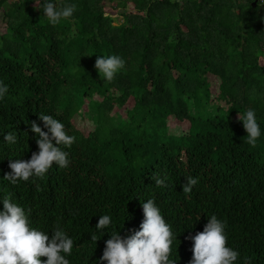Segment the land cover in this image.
<instances>
[{
    "label": "trees",
    "instance_id": "trees-1",
    "mask_svg": "<svg viewBox=\"0 0 264 264\" xmlns=\"http://www.w3.org/2000/svg\"><path fill=\"white\" fill-rule=\"evenodd\" d=\"M106 1L67 0L77 5L73 17L51 26L35 0L9 9L8 0H0L7 19L0 80L9 86L0 101V133L17 135L14 145L0 135V197L10 195L31 226L50 238L61 227L74 241L70 264H98L111 238L97 232L96 244L91 241L100 215H110L127 238L140 229L148 199L171 225L170 259L177 264H190V237L203 232L212 215L226 221L228 246L239 252L236 264H264L260 0H109L111 8ZM118 8L124 21L115 24ZM113 54L125 66L113 81L101 80L97 56ZM209 74L220 80L217 102ZM87 100L85 114L95 127L86 135L74 118ZM129 100L125 115L111 113ZM249 109L262 131L255 147L244 142L239 119ZM38 114L52 115L76 137L70 148L60 146L69 166L54 165L44 178L16 184L2 180L11 161H28L39 151L31 122L47 129ZM171 116L187 120L188 130L172 131ZM153 176L166 178L167 186L157 187ZM189 176L198 183L184 194Z\"/></svg>",
    "mask_w": 264,
    "mask_h": 264
},
{
    "label": "clouds",
    "instance_id": "clouds-1",
    "mask_svg": "<svg viewBox=\"0 0 264 264\" xmlns=\"http://www.w3.org/2000/svg\"><path fill=\"white\" fill-rule=\"evenodd\" d=\"M35 4L38 10L42 9L44 18L51 26L69 20L77 10V5L67 0L64 3L60 0H42V3L35 0ZM262 5L264 0H260V6L264 7ZM124 66V59L114 54L99 55L95 63L100 79L108 82L113 81ZM8 93L9 86L0 80V101H3ZM38 116L43 122V128L47 129L45 131L40 124L31 122V131L36 134L39 151L33 153L28 161H11L9 167L12 171L2 180L16 184L20 180L29 181L33 177L44 178L54 165L59 168L69 166L68 153L60 146L70 148L76 137L69 135L65 125L52 115ZM239 119L247 133L244 142L255 147L262 135L256 112L249 109L243 117L239 113ZM0 135L4 136L3 142L8 145L17 143L15 132ZM153 179L157 187L167 186L166 178L153 176ZM197 183V178L187 177L183 193L190 194ZM0 201L3 202V210H0V264H70L67 257L72 255L74 241L61 227H54L50 238L49 232L31 226L29 214L23 207L14 203L10 195L0 197ZM142 208L144 220L140 229L127 238L121 237L110 215H100L96 225L97 231L91 233V241L96 244L97 232L105 235L107 231L111 238L106 241L98 264H104L105 261L107 264H177V260L170 259L173 244L171 225L166 222L154 199L142 201ZM225 229L226 221L216 215L209 217L203 232L190 237L193 242L190 264H236L239 252L228 246ZM41 257L47 259L42 261Z\"/></svg>",
    "mask_w": 264,
    "mask_h": 264
},
{
    "label": "rangeland",
    "instance_id": "rangeland-1",
    "mask_svg": "<svg viewBox=\"0 0 264 264\" xmlns=\"http://www.w3.org/2000/svg\"><path fill=\"white\" fill-rule=\"evenodd\" d=\"M15 1H19V0H8V2H6L4 4V6L6 7V9H9L10 6L13 5V2ZM107 8H111V5L113 3H115L114 1H109L107 0ZM133 4L129 6V8L132 10L134 8ZM4 8H2L0 10V34H3L6 32V28H7V19L4 16ZM120 12V8H118L117 10L114 11L113 17L115 18V24L121 23L124 21V18H122L123 16L119 15L118 13ZM261 62L264 63V57L261 58ZM209 81L211 83V93H212V99L213 102H217L218 99V95H219V84H220V80L217 76H213L211 74H209ZM97 99H101L102 97L96 95L95 96ZM223 105L226 106V102L225 101H220ZM88 105V100H87V104L83 106V108H81V110L75 115L74 121H75V127L80 129L81 131H83L86 135L91 132L95 125L94 123L91 121V119L85 114V112L88 110L87 109ZM132 106V100H129L127 102V104L125 106H116L114 108V110L111 111L112 114H114L115 112L119 111L121 114L125 115L126 114V109L130 108ZM169 127L172 131L174 132H178V131H187L188 127H189V122L186 120L185 122H181L179 120L176 119V117L171 116L169 118Z\"/></svg>",
    "mask_w": 264,
    "mask_h": 264
},
{
    "label": "built area",
    "instance_id": "built-area-1",
    "mask_svg": "<svg viewBox=\"0 0 264 264\" xmlns=\"http://www.w3.org/2000/svg\"><path fill=\"white\" fill-rule=\"evenodd\" d=\"M169 1L183 3V2L188 1V0H169Z\"/></svg>",
    "mask_w": 264,
    "mask_h": 264
},
{
    "label": "crops",
    "instance_id": "crops-1",
    "mask_svg": "<svg viewBox=\"0 0 264 264\" xmlns=\"http://www.w3.org/2000/svg\"><path fill=\"white\" fill-rule=\"evenodd\" d=\"M130 5H132V3H131V2H129V6H130ZM132 8H134V6H133ZM119 13H120V12H119ZM119 13H118V14H119ZM121 16H122V15H121ZM122 18H123V17H122Z\"/></svg>",
    "mask_w": 264,
    "mask_h": 264
}]
</instances>
